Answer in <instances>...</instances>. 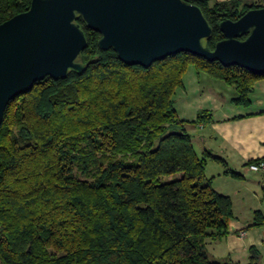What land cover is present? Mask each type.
Returning a JSON list of instances; mask_svg holds the SVG:
<instances>
[{
	"label": "trees",
	"instance_id": "obj_1",
	"mask_svg": "<svg viewBox=\"0 0 264 264\" xmlns=\"http://www.w3.org/2000/svg\"><path fill=\"white\" fill-rule=\"evenodd\" d=\"M185 1L209 22L210 49L223 38L219 21L251 7L246 0ZM29 2L0 0V23ZM76 22L86 37L77 58L84 70L45 76L3 113L0 264H239L206 246L227 233L232 216L230 197L205 175L207 160H225L208 149L198 154L186 128L211 113L200 109L183 120L173 94L193 65L232 86L231 103L248 105L253 81L264 74L185 51L148 67L128 65L98 47L97 31ZM253 220L263 224L264 215L256 210ZM258 257L252 249L246 264H259Z\"/></svg>",
	"mask_w": 264,
	"mask_h": 264
},
{
	"label": "water",
	"instance_id": "obj_2",
	"mask_svg": "<svg viewBox=\"0 0 264 264\" xmlns=\"http://www.w3.org/2000/svg\"><path fill=\"white\" fill-rule=\"evenodd\" d=\"M78 17L100 34V49L112 48L128 65L148 67L185 51L264 74V6L219 21L223 38L210 49L209 22L185 0H30L0 23V124L8 102L36 81L84 70L77 58L87 43Z\"/></svg>",
	"mask_w": 264,
	"mask_h": 264
},
{
	"label": "crops",
	"instance_id": "obj_3",
	"mask_svg": "<svg viewBox=\"0 0 264 264\" xmlns=\"http://www.w3.org/2000/svg\"><path fill=\"white\" fill-rule=\"evenodd\" d=\"M200 73L189 65L173 97L177 115L183 120H194L200 109L210 111L208 122L186 124V128L193 146L197 143L198 154L208 149L226 162L207 160L205 166V175L212 177L216 191L230 197L232 208L227 233L208 241L207 249L214 257L228 256L239 264L248 262L253 249L259 253V264H264V223L257 225L253 220L256 210L264 215V172L247 167L249 161L264 160V76L253 81L249 104L236 105L218 90L199 87ZM227 168L241 177L224 173Z\"/></svg>",
	"mask_w": 264,
	"mask_h": 264
},
{
	"label": "rangeland",
	"instance_id": "obj_4",
	"mask_svg": "<svg viewBox=\"0 0 264 264\" xmlns=\"http://www.w3.org/2000/svg\"><path fill=\"white\" fill-rule=\"evenodd\" d=\"M214 1H221V0H209L208 5L211 6ZM246 1L249 3V5H251L250 8L264 6V0H246ZM242 5H243V3H241L240 6L238 7V12H239V10L241 12ZM199 87L206 88L207 90H210V91H213V90L217 91L218 90L219 92H221L222 96H225V98L228 101H230L229 98L235 94V91L232 88V86L225 84L221 80L211 78V77L207 76L204 72H201L199 75ZM176 91H178V88L176 89ZM175 96H176V94H175ZM177 98H179V96H177ZM194 149L197 153L199 152L196 141L194 143ZM173 177H175V174L163 175V176H161V179L167 180V179H170ZM247 177H248V175H247Z\"/></svg>",
	"mask_w": 264,
	"mask_h": 264
},
{
	"label": "built area",
	"instance_id": "obj_5",
	"mask_svg": "<svg viewBox=\"0 0 264 264\" xmlns=\"http://www.w3.org/2000/svg\"><path fill=\"white\" fill-rule=\"evenodd\" d=\"M247 167L250 170L264 172V160H256V161L249 162L247 164Z\"/></svg>",
	"mask_w": 264,
	"mask_h": 264
}]
</instances>
